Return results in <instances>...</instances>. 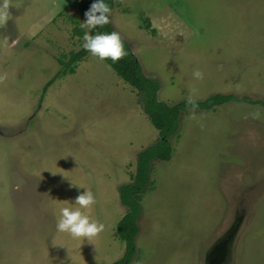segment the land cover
<instances>
[{
    "label": "rangeland",
    "instance_id": "1",
    "mask_svg": "<svg viewBox=\"0 0 264 264\" xmlns=\"http://www.w3.org/2000/svg\"><path fill=\"white\" fill-rule=\"evenodd\" d=\"M114 3L111 23L158 81L160 101H264V0ZM9 4L0 24V264H114L125 253L119 188L159 132L104 60L88 53L56 78L83 49L80 0ZM171 144V160L152 164L130 264H264V108L188 110ZM85 188L95 203L82 211L104 225L90 241L56 229L59 209L78 207Z\"/></svg>",
    "mask_w": 264,
    "mask_h": 264
},
{
    "label": "trees",
    "instance_id": "2",
    "mask_svg": "<svg viewBox=\"0 0 264 264\" xmlns=\"http://www.w3.org/2000/svg\"><path fill=\"white\" fill-rule=\"evenodd\" d=\"M92 2L93 0H80L84 11L90 7ZM107 2L112 11L115 7L114 0H107ZM95 31L111 32L116 30L111 23V19H109L107 24L91 30L90 34ZM77 33L82 37L84 30H78ZM121 40L128 54L116 62L110 59H105L104 61L114 70L118 77L137 91L144 113L159 132L158 140L139 154L132 182L119 188L120 202L126 208V213L118 223L117 232L119 238L125 242V253L122 259L114 264H130L137 253L136 237L139 233L138 219L142 212L141 201L144 194L149 190L152 164L154 161L167 162L171 160L173 153L171 140L179 129L181 114L188 110L215 111L230 102L259 105L264 108V101L249 96L215 94L203 101L185 99L169 105L158 98L160 90L158 81L148 78L144 74L142 66L134 55L131 46L122 38ZM88 53L84 49L71 53V59L68 63L64 64L61 61L64 64V69L56 78L74 74L78 63ZM53 82L54 80L50 81L48 85L51 86Z\"/></svg>",
    "mask_w": 264,
    "mask_h": 264
},
{
    "label": "clouds",
    "instance_id": "3",
    "mask_svg": "<svg viewBox=\"0 0 264 264\" xmlns=\"http://www.w3.org/2000/svg\"><path fill=\"white\" fill-rule=\"evenodd\" d=\"M9 0H0V24L6 23L10 18ZM111 8L107 0H93L90 7L84 12L85 19L80 23V28L84 29L83 43L81 47L92 56L100 60L110 59L113 62L126 56L128 53L124 48L120 35L116 31L104 32L95 31L90 34L89 30L103 27L109 22ZM8 38L0 40V45H7ZM192 76L201 79L203 73L194 70ZM73 185V183L71 182ZM74 205L64 206L59 209V216L56 222L58 232H67L72 237H82L91 240L104 228L102 223L90 220L89 216L82 211L95 203L93 193L85 188L74 198Z\"/></svg>",
    "mask_w": 264,
    "mask_h": 264
},
{
    "label": "crops",
    "instance_id": "4",
    "mask_svg": "<svg viewBox=\"0 0 264 264\" xmlns=\"http://www.w3.org/2000/svg\"><path fill=\"white\" fill-rule=\"evenodd\" d=\"M115 7H116V6H115ZM115 7H114V8H115ZM194 100H195V99H194ZM219 108H220V107H219ZM215 111H216V110H215ZM172 154H173V153H172ZM154 162H155V161H154ZM154 162H153V163H154ZM160 162H162V161H160ZM167 162H168V161H167ZM151 172H152V170H151ZM150 181H151V179H150ZM145 194H146V193H145ZM145 194H144V195H145ZM143 197H144V196H143ZM142 200H143V199H142ZM141 204H142V201H141ZM141 214H142V212H141ZM140 216H141V215H140ZM139 218H140V217H139ZM138 220H139V219H138ZM139 231H140V229H139ZM138 235H139V233H138ZM138 235H137V236H138ZM136 238H137V237H136ZM136 254H137V253H136ZM134 258H135V257H134ZM218 260H219V258H217V261H216V262H218ZM216 262H215V263H216Z\"/></svg>",
    "mask_w": 264,
    "mask_h": 264
}]
</instances>
